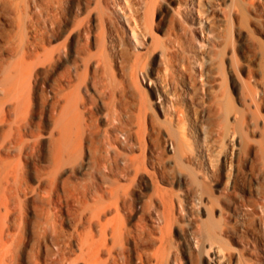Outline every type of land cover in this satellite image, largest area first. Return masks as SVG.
Segmentation results:
<instances>
[{"label":"rangeland","instance_id":"obj_1","mask_svg":"<svg viewBox=\"0 0 264 264\" xmlns=\"http://www.w3.org/2000/svg\"><path fill=\"white\" fill-rule=\"evenodd\" d=\"M15 87L17 264L108 221L121 264H264V0H0V143Z\"/></svg>","mask_w":264,"mask_h":264},{"label":"bare ground","instance_id":"obj_2","mask_svg":"<svg viewBox=\"0 0 264 264\" xmlns=\"http://www.w3.org/2000/svg\"><path fill=\"white\" fill-rule=\"evenodd\" d=\"M130 31L132 32V30ZM63 51H60L61 53L60 55L65 57L66 54L63 53ZM74 69L75 68L72 65L68 73L64 72L65 74L62 75L63 79L65 78L69 80L72 77H76V72ZM82 92L85 96V99L87 101H90V97L87 95V89L85 86L82 87ZM19 93L20 90L19 88L16 87L12 88V91H10L11 101L13 100L12 107L14 109V119H12V121L10 120L9 122H7L6 124L7 129L5 130V133L0 143L1 144L0 152L4 156L8 155V153L12 150V148L14 149L15 147L18 148L21 144H22L21 146L23 147V143H24V141L21 140L19 134V128L21 127V122H22V118L20 116L21 115L20 113L22 112L21 109L22 106L24 109L26 101L20 98ZM76 102L77 100H76V95L74 93V88L71 89L70 91L67 90L65 93L61 95V104L59 105L58 117L55 120L54 126L56 130L60 132V135L62 137L65 135L66 129H68L67 125L68 123H70V119H71V118L69 119V115L76 108V104H77ZM3 106L4 105H1L0 107V123H4ZM13 126H15L18 130L16 134L12 133V128H14ZM13 143L16 144L15 147H13L14 146ZM57 154H59V149L58 151L56 149V155ZM18 165L19 164L16 162V166ZM16 166L15 164L2 160V158H0V264H17L16 259L18 257V252L20 249L19 245L21 244L20 242H22L21 239L23 237L22 233L24 230V226L21 225V223L23 222L22 220H21L22 222L19 220L20 222L17 225L12 223V230H13L12 233H8L6 228L7 218L15 212L14 208H16L18 205H20L23 202V200L22 201L20 200L22 198L19 197L18 191L15 190V187H17L15 183L16 182L18 183L23 177L20 176L22 171L19 170V166L18 167ZM16 169H18V172ZM18 173L20 174L19 178L21 177L19 181H18ZM25 189L24 190L22 189L23 191L21 190L22 193L23 192L26 193ZM31 192L35 194V190H32ZM97 226H98L97 228L98 235H96V237L92 236L89 230L80 233L78 235V239H77L78 253L74 254L71 257H69L70 254H68L62 248V246L57 243L56 237L52 236L51 240L54 249L50 253V255L53 257V259L49 262L51 264H121L120 230L117 227H115V224L112 223V221H108L104 223L97 222ZM43 228L44 227H42V229ZM107 228H108V238H106ZM107 239L109 241L108 244L106 242ZM112 252L116 253L117 260L111 257ZM33 258L34 260L30 264H40V262L37 260L39 258L38 256Z\"/></svg>","mask_w":264,"mask_h":264}]
</instances>
